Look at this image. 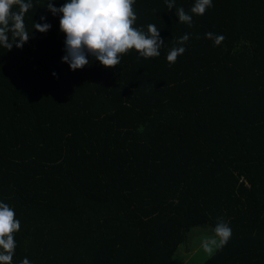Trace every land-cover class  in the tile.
<instances>
[{
  "label": "trees",
  "instance_id": "1",
  "mask_svg": "<svg viewBox=\"0 0 264 264\" xmlns=\"http://www.w3.org/2000/svg\"><path fill=\"white\" fill-rule=\"evenodd\" d=\"M49 2L32 0L22 48H0V203L21 225L12 264H176L193 228L219 221L231 238L203 264H264V0H212L203 16L196 0H135L133 26L157 27L160 55L133 49L113 68L89 56L76 71Z\"/></svg>",
  "mask_w": 264,
  "mask_h": 264
},
{
  "label": "clouds",
  "instance_id": "2",
  "mask_svg": "<svg viewBox=\"0 0 264 264\" xmlns=\"http://www.w3.org/2000/svg\"><path fill=\"white\" fill-rule=\"evenodd\" d=\"M134 3L135 0H67L57 8L50 0L47 9L53 16L62 14L59 28L66 37L62 62L67 63L72 71H76L90 64L89 56L99 61L104 68L117 66L121 56L133 49L145 59L158 57L164 40L154 24L147 26V33L133 26L137 20ZM166 3L167 8L172 10L174 0H166ZM32 7V0H0V48L11 50L13 45L22 48L29 41L31 34L26 29L24 17ZM211 7L212 0H196L191 12L203 16ZM175 15L179 22L192 25V16L182 7L177 9ZM40 19L44 21L46 17L41 16ZM50 28V23L34 21L33 29L40 33H46ZM189 38L185 34L178 44L184 45ZM206 38L213 40L215 46H219L225 39L223 35H214L211 32L206 33ZM185 51L183 46L172 48L167 55L169 65L174 64ZM53 76H56L55 72ZM20 227L14 210L7 204L0 203V264H12L16 248L14 234ZM214 233V238H206L202 242L203 250L209 254L214 249L226 246L232 230L226 222L219 221ZM21 264H30V261L24 258Z\"/></svg>",
  "mask_w": 264,
  "mask_h": 264
},
{
  "label": "rangeland",
  "instance_id": "3",
  "mask_svg": "<svg viewBox=\"0 0 264 264\" xmlns=\"http://www.w3.org/2000/svg\"><path fill=\"white\" fill-rule=\"evenodd\" d=\"M214 229L210 226H198L193 228L189 241L183 243L175 254L176 264H203L214 251L209 254L203 250L202 242L206 238H214ZM218 239V238H217Z\"/></svg>",
  "mask_w": 264,
  "mask_h": 264
}]
</instances>
